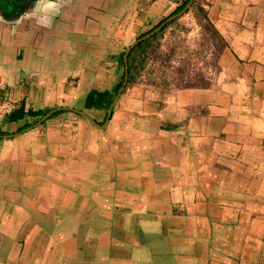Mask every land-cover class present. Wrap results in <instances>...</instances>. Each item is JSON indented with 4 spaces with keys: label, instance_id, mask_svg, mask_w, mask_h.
<instances>
[{
    "label": "crops",
    "instance_id": "obj_1",
    "mask_svg": "<svg viewBox=\"0 0 264 264\" xmlns=\"http://www.w3.org/2000/svg\"><path fill=\"white\" fill-rule=\"evenodd\" d=\"M184 1L61 0L3 33L0 264H264V0L170 17L215 37L210 83L175 86L137 39ZM21 107L62 113L18 132Z\"/></svg>",
    "mask_w": 264,
    "mask_h": 264
},
{
    "label": "rangeland",
    "instance_id": "obj_2",
    "mask_svg": "<svg viewBox=\"0 0 264 264\" xmlns=\"http://www.w3.org/2000/svg\"><path fill=\"white\" fill-rule=\"evenodd\" d=\"M44 1L34 2L36 5L34 6V10L40 11L45 8ZM12 2L16 3L17 0H12ZM2 6L4 5L0 1V7ZM14 7L9 12L20 14ZM5 8L7 9V7ZM183 15H180V17ZM180 17L176 18L179 20ZM157 36L155 37L157 39H155L156 43L153 45V48L149 47L146 51L147 53L144 52V59L148 60V63L150 61L147 70H145L146 74L149 73L159 79H168L170 77L171 80L169 81L175 86L179 84L182 86H207L210 83L208 77L209 73L213 71L210 63L213 58L211 47L213 48L215 37L211 31H206L199 26L198 19L195 25L184 23V25L176 26L173 30H168V32L160 34L157 32ZM147 43L144 42L135 51L137 52L138 49L143 50L144 45ZM122 70L120 69V71ZM120 77L121 73L118 78Z\"/></svg>",
    "mask_w": 264,
    "mask_h": 264
},
{
    "label": "trees",
    "instance_id": "obj_3",
    "mask_svg": "<svg viewBox=\"0 0 264 264\" xmlns=\"http://www.w3.org/2000/svg\"><path fill=\"white\" fill-rule=\"evenodd\" d=\"M189 0H185L178 8L177 10L171 14L170 16L164 18L163 20H161L157 25H155L151 30H149L146 33L141 34L137 40L147 36L148 34H150L152 31H154L155 29H157L158 27H160L161 25H163L170 17H172L173 15H176L178 12L182 11L185 6L188 4ZM169 24H165L160 31L158 32L159 34L162 33L168 26ZM157 36V33L155 35H153L151 37V39L155 38ZM158 37V36H157ZM142 44V43H141ZM141 44H139L138 46H140ZM137 46V47H138ZM135 47L131 53L129 54V59L131 57V55L134 53V51L136 50ZM124 53H122L121 55V66L124 67ZM131 68V65H130ZM129 75H130V70H129ZM123 82V80H122ZM122 82L115 88L114 90V95L118 92V90L120 89V87L122 86ZM114 95L111 93L108 94V96L106 95V93H101L98 91H91L87 98H86V103L85 105L87 106V108H92V107H100L104 102L106 104V107L110 106V104L112 103V100L114 98ZM49 111H44V110H39V111H33V110H28L27 112L25 111L24 107L19 108L16 111H13L12 113H10L9 117H8V121L13 122V121H21L24 120L25 118H30L32 119L31 122H25L21 127L18 128V132L22 131L24 129H27L31 126H33L34 124H36L43 116H45ZM62 112H57L54 115H52V117H55L57 115H60ZM0 134H3L2 131H0Z\"/></svg>",
    "mask_w": 264,
    "mask_h": 264
},
{
    "label": "flooded vegetation",
    "instance_id": "obj_4",
    "mask_svg": "<svg viewBox=\"0 0 264 264\" xmlns=\"http://www.w3.org/2000/svg\"><path fill=\"white\" fill-rule=\"evenodd\" d=\"M4 6L0 7V39L5 38L3 33H7L8 29L23 27V23H21V19L23 15L27 13H34L35 16L38 14L37 10H34V2L41 1V0H17L16 3H13L12 0H0ZM61 0H45L44 4L50 3L57 4ZM32 2V3H31ZM12 4V5H11ZM15 6V7H14ZM7 7V9L5 8ZM18 10L19 13H10L9 10L12 9ZM31 7V8H30ZM13 10V9H12ZM22 10V11H21ZM22 12V14H21ZM18 14V15H17ZM40 15V14H39Z\"/></svg>",
    "mask_w": 264,
    "mask_h": 264
},
{
    "label": "water",
    "instance_id": "obj_5",
    "mask_svg": "<svg viewBox=\"0 0 264 264\" xmlns=\"http://www.w3.org/2000/svg\"><path fill=\"white\" fill-rule=\"evenodd\" d=\"M177 16H178V15L172 17V19H174V18L177 17ZM172 19H171V20H172ZM162 26H163V25H161L160 27H158L157 29H155L154 31H152V32H151L150 34H148L146 37L140 39L137 43H139L140 41H143V40L148 39V38L152 37L153 35H155L158 31H160V29L162 28ZM135 45H136V44H134L131 48H129V49L127 50V52H126L127 56L125 55V61H126V62H127V59H128V53L131 51V49H132ZM54 113H55V111L48 113V114L45 115L41 120H39L35 125H33L31 128H35V127L39 126V125L42 124L45 120H47L48 118H50ZM78 113H80V112H78ZM80 114H82V113H80ZM82 115H83V114H82ZM31 128H29V129H31ZM29 129H27V130H29Z\"/></svg>",
    "mask_w": 264,
    "mask_h": 264
}]
</instances>
